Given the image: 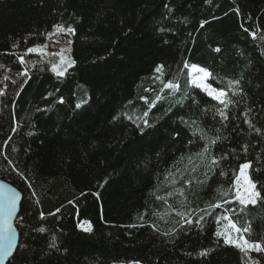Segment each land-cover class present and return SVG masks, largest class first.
<instances>
[{
	"label": "trees",
	"instance_id": "16d2710c",
	"mask_svg": "<svg viewBox=\"0 0 264 264\" xmlns=\"http://www.w3.org/2000/svg\"><path fill=\"white\" fill-rule=\"evenodd\" d=\"M59 22L75 29L64 76L28 52ZM184 62L213 73L208 83L233 103L187 83ZM158 65L187 94L157 103L142 131L133 121L161 87ZM0 112V178L23 193L8 264H245L215 236L224 217L250 222L251 240L264 242V203L241 212L221 196L257 156L264 184V0H0ZM201 130L220 137L210 155H227L214 171L196 156L209 146Z\"/></svg>",
	"mask_w": 264,
	"mask_h": 264
},
{
	"label": "snow or ice",
	"instance_id": "6c2138e0",
	"mask_svg": "<svg viewBox=\"0 0 264 264\" xmlns=\"http://www.w3.org/2000/svg\"><path fill=\"white\" fill-rule=\"evenodd\" d=\"M207 2H211V0H207ZM236 11H239L238 9ZM243 27V25H242ZM54 28L58 32L62 33H75V29L71 26L64 27L63 25H54ZM246 32L249 31V29H244ZM250 35L253 38H256L257 33L255 31H251ZM38 51L37 48H29L28 52H36ZM66 50L61 51L60 55V62L58 65H53V71L57 73L58 76H64L68 69L73 67L75 65V61L67 58L63 55V52ZM215 51L219 52L220 49L216 48ZM21 62L23 63V58L21 57ZM183 67L188 70V79L187 83H190L191 85L198 87L205 91L208 96H211L213 99L217 100L220 104L225 105L227 107L229 104L233 103V101L227 99L228 92L221 88H214L212 85L207 83V81L213 77V73L208 71L206 68L199 66L197 64H189L188 62H184ZM165 66L164 65H158L155 69V72L158 74L154 77L156 81H159L161 87L159 88L156 96L154 99L149 102V98L147 96H142L141 99L144 100L145 104L148 105V108L146 111L143 112L142 116L136 117V120L133 121L134 123L136 121H141V123H137L136 126L138 128H141L143 131L144 129L154 127V125L150 124L147 117L149 115V112L152 108L156 107V104L161 102L162 100L169 99L170 96L174 97L176 93L183 92L184 95L187 94L186 92V85L182 87V85L177 82L174 79H168L165 80L163 77L165 75ZM27 73H25L26 75ZM236 84L239 83V81L235 82ZM233 82H229L228 87H232ZM145 91H154V89H145ZM241 92L243 89L240 90ZM167 93V94H166ZM234 95L236 93H233ZM60 103H63V99L61 98ZM77 108L81 107L80 104L76 105ZM251 110V109H250ZM249 110V111H250ZM219 116L223 120H228V114L225 110L220 109L218 110ZM247 116V113L244 114ZM129 120H133V117L128 116ZM182 122L187 124V121ZM245 123L248 124L249 128L253 129L255 132L260 133L261 129L255 128V125L251 122V120H245ZM218 131V130H217ZM196 135V133H193ZM202 138L205 140H208L209 146L204 147L202 151L196 153V156L199 157L201 160H207L208 163L205 165V167L209 171H214V167L218 166L220 164L221 160L227 159V155L224 156H212L211 153V147L215 146L217 141L220 140V137H213L209 138L206 135H203L201 130ZM177 135H179L177 133ZM191 143V141H189ZM248 145L244 144L242 145V151L247 154L248 153ZM232 152L235 153L236 149H232ZM187 159L191 162L192 157L188 156ZM195 170V169H193ZM261 171L260 166V157L257 156L256 158V165L254 166L253 162L251 160H247L246 162H243L239 165V169L237 172L234 173V181L232 184V187L227 189V191H221V196H227L229 193H232L234 196V201H228L225 200L224 203H232L237 202L240 205V210L243 212L245 209H247L249 206H256L257 204L264 203V184L260 183L259 179H254V174ZM171 175V173H169ZM207 176V173H205ZM221 175H227V172L221 171ZM176 181L173 180V183ZM206 181H201L200 183H205ZM186 183L191 184V181H186ZM258 184L260 185L258 188ZM180 195H184V190L181 188L178 190ZM168 195H172V193H169ZM157 199H164L163 197H157ZM69 203H73L72 201H69ZM16 202L15 197H9L8 198V217H11L13 211L15 210ZM213 208H220L222 207L221 204H215L211 205ZM57 212L60 211V209L56 210ZM231 211H235L232 209ZM49 215H55V213H49ZM178 215L184 216V213H178ZM211 215V213H209ZM44 214L41 213V218H43ZM143 218V217H141ZM204 217H200L199 220L195 221V223L199 224L200 220H203ZM224 219L228 220V224L225 226V228L222 231H216L215 236L218 239H223L225 244H228L230 246L235 247L240 251V253L243 254V258L245 259V264H260V262L253 257L250 256V253L256 252L264 254V242L260 241H253L251 240V225L250 222H245L243 225H241L238 221L232 220L231 217H224ZM186 224H192L193 221L190 219H185L184 221ZM6 230H5V247L2 250V254L6 255L8 252H10L13 248V235L11 232L12 225L9 219L5 220ZM135 226V225H133ZM79 227L82 231L91 233L93 231L92 224L89 221H83ZM39 231L44 232V228H40ZM165 236L172 235V233H164ZM55 247V245H52ZM201 255H208L207 252H202Z\"/></svg>",
	"mask_w": 264,
	"mask_h": 264
},
{
	"label": "water",
	"instance_id": "95a60500",
	"mask_svg": "<svg viewBox=\"0 0 264 264\" xmlns=\"http://www.w3.org/2000/svg\"><path fill=\"white\" fill-rule=\"evenodd\" d=\"M13 196L15 197L16 207L11 217H8V198ZM22 201L23 193L8 181L0 178V264H8L19 246L20 232L16 226V221L20 215ZM6 219H9L12 225L13 248L8 254L4 255L2 250L5 247Z\"/></svg>",
	"mask_w": 264,
	"mask_h": 264
},
{
	"label": "rangeland",
	"instance_id": "374dc122",
	"mask_svg": "<svg viewBox=\"0 0 264 264\" xmlns=\"http://www.w3.org/2000/svg\"><path fill=\"white\" fill-rule=\"evenodd\" d=\"M56 25H63L64 27H68L64 22H59ZM73 42H74V34L58 32L56 28H53L48 33L47 40L45 41V43L36 45L32 48L38 49V51H36L35 53H39L40 55H45L51 58L52 66H53L59 64L62 50H66L63 52V55L65 57L74 60L72 54ZM227 224H228V220L224 223V226L222 227L221 231L225 228Z\"/></svg>",
	"mask_w": 264,
	"mask_h": 264
}]
</instances>
